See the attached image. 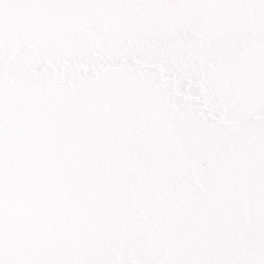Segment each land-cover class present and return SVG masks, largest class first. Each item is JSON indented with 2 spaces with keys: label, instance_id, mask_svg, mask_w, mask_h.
I'll return each mask as SVG.
<instances>
[{
  "label": "snow or ice",
  "instance_id": "snow-or-ice-1",
  "mask_svg": "<svg viewBox=\"0 0 264 264\" xmlns=\"http://www.w3.org/2000/svg\"><path fill=\"white\" fill-rule=\"evenodd\" d=\"M0 264H264V0H0Z\"/></svg>",
  "mask_w": 264,
  "mask_h": 264
}]
</instances>
